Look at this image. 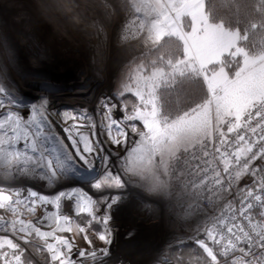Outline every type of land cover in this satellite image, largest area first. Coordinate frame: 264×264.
<instances>
[{
    "label": "snow or ice",
    "instance_id": "6c2138e0",
    "mask_svg": "<svg viewBox=\"0 0 264 264\" xmlns=\"http://www.w3.org/2000/svg\"><path fill=\"white\" fill-rule=\"evenodd\" d=\"M146 2L124 0V8L130 9L133 19L125 25L122 39H140L156 53L151 61L150 73L144 76L145 81H151L148 98L137 91L135 94L143 107L136 108L134 116L127 117L128 120H140L144 127V131L137 132L135 125L131 126L139 139L127 149V159L140 176L155 173L164 166V174L171 177V183L165 179L154 181L148 185L151 195L165 199L174 192H180L196 201L206 221L202 232L198 230L194 238V243L204 254L198 257L196 264H220L218 255L225 257L224 264H264V195L261 194L264 193V184L256 188V181L253 180L252 186L236 187L243 174L256 175L254 161H264V52H257L248 28L242 26L240 19L234 21V31H226V24H233L232 20L213 22L206 13L198 15L196 11L190 12L187 18L193 34L211 29L220 39L227 38L229 43L210 59H197L189 54L190 60H197L198 69L193 70L198 71V77L206 82L209 99L169 120L161 116L154 92L162 85L171 89L180 87L177 77L187 76L191 66L188 60L174 62L169 53L160 50L165 39L179 34L175 28L169 31L158 24L149 27L141 23L140 6ZM170 2L174 4L177 0ZM238 2L233 0V3ZM105 7L117 13L121 11V5L110 0ZM253 11L264 17V0H255ZM177 15L168 14L169 26L175 23ZM179 18L183 26L185 17L180 15ZM151 19L154 17H150L149 21ZM262 27L264 24L261 22L251 23L254 31H260ZM225 56L231 57L229 63L238 66L234 76L229 77L224 67L209 73L208 66L221 63V58ZM145 67L140 65L138 69L143 71ZM5 92L6 89L0 86V94ZM8 96L12 105L25 106L11 93ZM47 104L46 98L37 97L30 104L27 117L20 111H9L5 118L0 119V179L42 181L48 187L77 181L89 183L96 189H100L102 181L107 180L109 184L115 181L116 186L122 187L120 176L113 174L105 163L108 156L101 155L104 147L96 138L92 118L86 112L80 115L65 112L62 136L55 131ZM5 107L0 103V108ZM113 107L115 105L111 104L110 98L105 99L103 115L110 120L109 135L113 144L126 145L127 133L120 126V121L111 118ZM69 120L72 122L68 123ZM86 126L91 129L90 134L81 131ZM113 126L116 136L111 135ZM65 138L68 143H65ZM97 161H100L103 177L96 170ZM81 191L73 186L53 197L23 186L13 190L12 194L0 191V209L11 211L13 216L11 220L0 216V221L4 222L0 228L11 233V238L0 235V264H25V248L14 242L19 240L25 245L31 244L37 252L46 253V264H77V259L73 258V250L77 247L75 239L56 235L57 231L72 232L71 227H61V221L69 223L68 216H61L56 211L47 212L46 209V215L33 223L31 219H21L18 208L25 207L34 214L40 205L51 204L59 209L62 197H75L80 212H91L94 201L91 196L81 195ZM118 200V196L109 197L104 202L106 208L110 210ZM256 217L261 218L259 223H254ZM92 218L103 225L98 239L106 245L111 244L109 212L106 211L102 217L93 215ZM44 221L50 222L46 226L54 223L56 227L44 231L40 226L44 225ZM79 232L85 233L83 238L89 248H80L76 256L88 258L93 264H102L100 257H106L108 249L92 248V240L85 228H79ZM34 237L43 243H34ZM216 245L220 246L219 252L213 250ZM237 252L239 255H234ZM230 256L232 259H227ZM180 264L185 262L181 260Z\"/></svg>",
    "mask_w": 264,
    "mask_h": 264
},
{
    "label": "rangeland",
    "instance_id": "374dc122",
    "mask_svg": "<svg viewBox=\"0 0 264 264\" xmlns=\"http://www.w3.org/2000/svg\"><path fill=\"white\" fill-rule=\"evenodd\" d=\"M60 1L0 0V86L6 89L5 93L0 94V103L7 106L0 108V119L5 118L9 111H20L27 117L30 104L36 100V97H41L34 96V92L42 95L47 94V98L43 97L49 101L65 103L66 112L69 114L80 115L86 112L95 123L96 138L100 140L104 147V152L101 155L108 156L105 163L113 174L120 176L123 186H116L115 181L109 184L107 180L102 181V185L105 188L101 186L100 189L92 187L89 183H79L77 181L59 183L53 187H48L42 181H11L17 186V189L22 186L25 188L31 187L33 190L49 197H53L60 191L68 190L75 186L78 189H82L81 195L91 196L94 201L91 206V212L77 211L76 215L69 217L68 211L78 210L79 204L75 197L72 199L62 197L59 201V209H55L51 204L47 206L40 205L33 214L29 213L27 208L19 207L20 218L31 219L35 223L37 219L46 215V209L47 212L56 211L61 216H68L70 218L69 223L64 224L61 221V227H71L73 229L72 232L57 231L56 235L75 239L77 247L73 250V258L77 259V264H93L88 258H78L76 256L80 248L88 249L89 245L84 240V235L79 232L75 221L81 214L102 217L108 211L111 217L108 225L112 233L111 241L115 240L113 238L114 226L123 219L124 224L121 226L125 229L122 233H126L128 237H131L130 240L135 241L133 244L128 243V245H131V248L128 249L129 253L134 250L133 253L137 254V258L150 259L151 264H174L169 259L162 258L159 255L166 245L177 238L172 231L165 229V219L166 216L171 214L174 197L171 194L165 199H160L151 195L148 189V185L156 180L165 179L171 183V177L164 174V166H161L155 173L148 172L146 175L140 176L135 173L133 165L126 156L127 149L132 148L134 142L139 139V136L133 133L131 126L135 125L137 132L144 131L143 123L140 120H128L127 117L134 116L135 109L143 107L139 97L135 94L137 91L144 95L146 99L148 98L149 83L151 81H145L144 76L150 73L151 65L140 71L138 66L144 64L137 62V60L151 51V49L140 39L132 37H129L128 40L122 39L125 34V25L133 19V16L129 14L130 9L124 8V0L110 1L113 4L119 3L123 7V10L119 13L114 12L112 9V12H106L103 7L98 6L100 1L97 0L95 1L98 5L95 3L90 4L87 0H63L62 3ZM18 2L24 7L23 12L25 14L19 13L16 15L14 13ZM203 3L206 7V0ZM174 5L170 0H147L145 4L140 6L142 13L141 23L148 24L149 27L153 24H158L169 28V30H172L175 25L181 26L179 16L183 15L185 20L188 15L184 10L174 9ZM169 13L178 14L175 17V23L171 26H169L166 19ZM12 14L16 15L15 20L13 19L15 15L13 16ZM150 17H154V19L149 21ZM9 23L15 24V27L8 26ZM181 28L184 38L172 36L181 39L184 43L185 60H188L191 66L188 73L196 72L199 74L198 71L193 70V68L198 69L197 60H190L189 54L197 57V59L215 57L222 50L217 48L212 52L210 51L212 47L217 46L216 43L220 38L212 30H204L203 34L199 36V32L193 34L192 25L188 31L185 30L184 26H181ZM190 32H192L191 35L189 34ZM2 33L5 36L4 39L2 38ZM214 34L215 37L211 39L212 43L202 44L205 49L197 50L198 53L192 52L196 42H202L203 36H212ZM186 37H188L187 40H185ZM191 38H195L193 42ZM10 41L16 43V45L22 42L23 47L28 49L26 50V59L21 60L19 58L21 66H19V61H17V68L20 67L19 70L25 73L23 81H29L27 85H20V77L18 76V78L16 74H13L15 70H13V73L11 72L9 60H6L7 56L2 54V47L4 45L11 46ZM226 57L221 58V63L209 65V73L213 70L219 71L220 67H224L228 76L233 77L238 67H236L235 63H229V60L225 62L224 59ZM225 63H228V65L225 66ZM229 65H231V69ZM231 72L234 74L232 75ZM82 80H85L84 84H82ZM39 81L44 84L42 85ZM83 85L85 86L84 88L81 87ZM75 88L81 89L82 94L86 96L72 94L70 91L75 90ZM157 90L154 92L155 96ZM8 93L22 100L25 106L12 105ZM109 98L111 104L115 105L110 114L111 118L115 119V113H119L118 118L115 120L120 121V126L127 133L126 145L113 144L109 135L108 124L110 120L103 115L105 111L103 103L105 99ZM73 103L78 104L79 108ZM47 110L50 113V119L55 124V131L63 136L64 115L58 111L52 113L50 109ZM122 117L124 118L123 120L121 119ZM84 123L87 122L84 121ZM81 131L90 134L91 129L86 126ZM111 135L116 136L115 126L111 129ZM65 143H68L66 138ZM99 165L100 161H97L96 170L103 177V172ZM22 194L26 195V192ZM112 196H118L119 200L108 210L104 202ZM13 199H16V197L13 196ZM146 203L154 206L159 215L155 216L151 212L142 213L141 210ZM0 216H3L5 220L13 219L11 211L7 209H0ZM185 220L190 222L188 216H185ZM3 223V221H0V225ZM49 223V221H44V225H40L42 230L51 231L52 228L56 227L54 223L50 227L46 226ZM0 235H8L11 238V233L5 232L3 228H0ZM95 235V237L93 236L92 248H108L111 245L104 244L98 239V234ZM142 236L146 238H142ZM36 239H38L36 242L43 243L39 238ZM14 242H18L21 246L25 245L22 240ZM103 258L100 257V260Z\"/></svg>",
    "mask_w": 264,
    "mask_h": 264
},
{
    "label": "trees",
    "instance_id": "16d2710c",
    "mask_svg": "<svg viewBox=\"0 0 264 264\" xmlns=\"http://www.w3.org/2000/svg\"><path fill=\"white\" fill-rule=\"evenodd\" d=\"M255 6V0H239L238 3H233V0H206V13L213 20V22H219L221 19L225 22L232 20L233 24L227 25L226 29L235 30L234 21L240 19L242 26L247 27L252 40L253 46L257 52H264V27L260 31H254L251 28L252 22H261L264 24V17L258 16L253 8ZM185 30H189L191 27L190 21L185 19L183 21ZM161 51L170 54L173 61L185 60V48L181 39L172 36L165 39L161 44ZM156 53L152 50L139 58L137 62L143 63L145 66L151 65V61L155 59ZM230 61V57L224 59L225 62ZM225 66L228 63L224 64ZM231 65H229V68ZM217 67V66H215ZM236 67H238L236 65ZM216 69V68H214ZM232 71V70H231ZM233 75L234 73L231 72ZM198 73L190 72L185 77H177L181 86L176 89H171L170 86L162 85L156 92V98L158 107L160 108L161 116L166 117L169 120L176 119L178 116L183 115L184 112L190 111L191 108L197 104L204 103L209 99V93L207 86L202 77H198ZM261 166V167H257ZM253 167L256 168V175L253 177L250 173H245L240 177V188L245 186H252L253 180L256 181L255 187H259L260 184H264V161L256 160L253 162ZM173 204L171 206V214L166 216L165 229L172 231L177 238H175L170 244L166 245L160 252L162 258L169 259L174 264H180L183 260L185 264H196L199 256L204 255L203 250L199 249L194 243L198 230L202 232L204 226L197 224H191L185 218H183L182 209L186 205L184 196L180 192H174ZM142 213L151 212L155 216L159 213L154 206L147 204L141 210ZM93 216L88 214H81L76 218L77 228H85L89 239L93 243V234H98L102 230V223H98L93 220ZM85 234V233H81ZM174 236V237H175ZM183 236V237H181ZM201 238H203L201 236ZM38 239L33 238V242L40 244ZM212 246V245H210ZM25 248V264L31 261V264H46L44 252H37L31 244L21 246ZM214 252H219L217 246L213 247ZM218 260L221 262L222 258L218 255Z\"/></svg>",
    "mask_w": 264,
    "mask_h": 264
},
{
    "label": "bare ground",
    "instance_id": "6f19581e",
    "mask_svg": "<svg viewBox=\"0 0 264 264\" xmlns=\"http://www.w3.org/2000/svg\"><path fill=\"white\" fill-rule=\"evenodd\" d=\"M60 0H57V2H59ZM87 1H89L88 3H90V4H93V3H95L96 5H98L97 4V2L95 1V0H87ZM97 1H100V3H99V7H103L105 10H106V12L108 11H110V12H112L111 11V8H106L105 7V4L106 3H108V1L109 0H97ZM111 1V0H110ZM63 2V0H61L60 1V3H62ZM85 4H87V3H85ZM122 4V3H121ZM89 5V4H88ZM92 6V5H91ZM85 7V6H84ZM24 7L21 5V3H19L18 2V6H16V9L14 10V13L16 14V15H18L19 13H21V14H25V12H23L24 10ZM28 10V9H27ZM26 10V11H27ZM123 10V7H121V11ZM43 12V11H42ZM122 13V12H121ZM14 14V15H15ZM26 14H28V13H26ZM111 14V13H110ZM13 15V14H12ZM13 15V16H14ZM16 15L13 17V19L16 17ZM25 17H27V15H25ZM29 17V16H28ZM11 18H12V16H11ZM21 18V17H20ZM40 18V17H39ZM15 20V19H14ZM117 20V19H116ZM59 21V20H58ZM4 22H5V20H4ZM30 23V22H29ZM8 26H10V27H15V24H12V23H9L8 24ZM5 27V26H4ZM10 27H8V28H10ZM22 27V26H21ZM23 27H24V25H23ZM26 28V27H25ZM40 28V27H39ZM19 31V30H18ZM2 35V38L4 39V37L5 36H3V33L1 34ZM30 40V39H29ZM16 41V40H15ZM11 42V41H10ZM29 43V42H28ZM7 44V43H6ZM11 44V46H9V45H4L3 47H2V54H4V56H7V58H6V60H9V64L11 65V72L13 73V70H15L14 71V73L13 74H16V76L18 77H20V79H19V82H20V85L21 86H24V85H27V84H29L28 82L29 81H23V75H25V73H23V71H20L19 70V68H17L18 67V63H19V66H21L22 64L20 63V59L19 58H21V60H25L26 59V50H28V49H26V48H24L23 47V45H22V42L20 43H17V45H16V43H10ZM36 44V43H35ZM27 46V45H26ZM44 47V46H43ZM33 48H35L34 46H33ZM54 51V50H53ZM123 51V50H122ZM25 52V53H24ZM127 52V51H126ZM27 58H28V56H27ZM31 60V59H30ZM17 61H19L18 63H17ZM13 64V65H12ZM21 64V65H20ZM14 66V67H13ZM37 68V67H36ZM36 73V72H35ZM30 75V74H29ZM17 77H16V79H17ZM18 77V78H19ZM22 77V78H21ZM30 79H32V78H30ZM38 83V82H37ZM39 83H42V82H40L39 81ZM85 83V80H82V84H84ZM32 84H34V83H32ZM44 83H42V85H43ZM81 84V85H82ZM81 87H85L84 85L83 86H81ZM80 87V88H81ZM31 88V87H30ZM48 88V87H47ZM71 89V88H70ZM56 91V90H55ZM54 91V92H55ZM47 92H49L48 90H47ZM70 92H72V94H74V95H77V96H86V95H84V94H82V90L80 89H76L75 88V90H71ZM35 94H34V96H41V97H43V96H45L46 98H47V94H40V93H37L36 94V92H34ZM79 94V95H78ZM88 95V94H87ZM37 98V97H36ZM60 100V99H59ZM47 101H48V104L46 105V108L47 109H50V111L52 112V113H54L55 111H58L59 113H61L62 115H64V113L66 112V107H65V103L63 104V103H57L56 101L54 102V101H49L48 99H47ZM61 101V100H60ZM75 103V102H74ZM73 103V104H74ZM75 106H77L78 108H79V106H78V104H74ZM79 115V114H78ZM118 116H119V113H115V119H117L118 118ZM72 121L71 120H69V123H71ZM82 123H84V121H82ZM82 163V162H81ZM3 180V181H2ZM41 182V181H40ZM20 184V183H19ZM21 184H23V183H21ZM27 185V184H26ZM102 187H104L103 185H102ZM21 188V187H20ZM25 188V187H24ZM105 188V187H104ZM15 189H17V186L16 185H14L12 182H11V180H5V179H1V181H0V191H3L5 194H12L13 193V190H15ZM77 211H79V209L77 210V209H74V210H71V211H68V213H69V217H71V216H74V215H76L77 214ZM119 220H121V219H119ZM122 223V224H121ZM124 224V222H123V219L121 220V222H118L117 223V225H116V227H117V232H116V234L115 233H113V238H115V241H114V245L115 244H117L118 243V246H120V247H125L126 248V245L124 244L123 246H122V244L123 243H134L135 241H133V240H130L131 239V237H128L129 238V240L128 241H126V239L124 238V234H122V230L123 229H125V228H123L121 225H123ZM119 227V228H118ZM123 228V229H122ZM142 238H146V237H143L142 236ZM125 239V240H124ZM140 242V241H139ZM117 252L118 253H120V250H119V248L117 247ZM134 252V250H132L131 251V253H133ZM131 253H129V254H126L127 255V257H130V259H132L133 261H135V263L136 264H147L146 262H145V259H140V258H137L136 256H137V254L136 253H133V254H131ZM109 255H110V251H109ZM116 256V254L112 257V258H114ZM123 256H125V254H123ZM112 258H109V259H107V260H105L106 262H108L110 259H112Z\"/></svg>",
    "mask_w": 264,
    "mask_h": 264
},
{
    "label": "built area",
    "instance_id": "2783aa9c",
    "mask_svg": "<svg viewBox=\"0 0 264 264\" xmlns=\"http://www.w3.org/2000/svg\"><path fill=\"white\" fill-rule=\"evenodd\" d=\"M239 184H240V179L236 182V187H239ZM261 194L264 195V193H261ZM183 196H184V199L186 201V205L182 209L184 218H185V216H188V218L190 219V222L188 220L187 221L189 223L197 224L200 226H205V222H206L205 218H204L203 214L199 212L197 205H196V201L189 199L188 195L183 194ZM236 206H238V200L236 202ZM260 220H261L260 217H256L254 223H259ZM114 227L115 228H114L113 233L116 234L118 229L116 226H114ZM209 227H210V225H209ZM122 234H124V238L126 239V241H128L129 240L128 235L126 233H122ZM93 236L95 237L96 235L93 234ZM114 241L115 240H113L111 245L107 248L108 249V255L102 259V264H136L135 261H133L132 259H130V257H127V255H126V254H129L128 249L131 248V245H128V243H123L122 246L124 244L126 245V248L125 247L123 248V247L118 246V243L114 245ZM216 246L220 250V246L219 245H216ZM117 247L119 248L120 253L117 252ZM109 251H110V255H109ZM115 254H116V256L114 258H112ZM123 254H125V256H123ZM234 255L238 256L239 253L237 252ZM109 258H112V259H110L108 262H106L105 260H107ZM221 258H222V261L220 262V264H224L225 257L221 256ZM227 259L231 260L232 257L230 256ZM145 262L147 264H151L150 259H145Z\"/></svg>",
    "mask_w": 264,
    "mask_h": 264
},
{
    "label": "crops",
    "instance_id": "0c3cea01",
    "mask_svg": "<svg viewBox=\"0 0 264 264\" xmlns=\"http://www.w3.org/2000/svg\"><path fill=\"white\" fill-rule=\"evenodd\" d=\"M203 2H204V0H199V1H197V0H183V2H180V0H177V2H175V5L174 4L173 5H174V9H176V10H178V9L179 10H184L187 15L190 12H192V11H196L197 14L199 15L201 12L205 13V6H204V3ZM174 28H175L176 32L179 33L178 35H175V34L174 35L175 36H180V37L184 38V34H183V30H182L181 26L175 25ZM205 30L211 31V29H205ZM169 31H171V29ZM191 33L192 32H190L189 34L191 35ZM202 34H203V31L202 32H199V36H201ZM213 37H215V34L212 35V36L211 35H205V36H203L202 42H198L197 41L196 44H195L194 49H192V52L198 53L197 50L205 49L204 45H202V44H205L206 45V43H208V44L212 43L211 42V39H213ZM187 38L188 37H186L185 40H187ZM193 39H195V38H191L192 42L194 41ZM218 42L216 43L217 46L214 47V48L212 47V49H211L210 52H212L213 50H215L217 48H220V50H223L227 46V44L229 43V41H228L227 38H225L223 40L222 39H219ZM200 45H202V46H200Z\"/></svg>",
    "mask_w": 264,
    "mask_h": 264
}]
</instances>
